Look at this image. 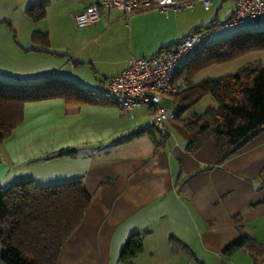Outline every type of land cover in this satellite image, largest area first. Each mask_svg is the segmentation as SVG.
<instances>
[{
  "label": "crops",
  "instance_id": "0c3cea01",
  "mask_svg": "<svg viewBox=\"0 0 264 264\" xmlns=\"http://www.w3.org/2000/svg\"><path fill=\"white\" fill-rule=\"evenodd\" d=\"M37 1L0 0V79L37 81L54 75L98 91L122 71L131 54L144 55L132 51L133 33L139 31V36L144 29L154 33L159 30L157 20L164 16L169 24L171 14H181L174 28L155 37L163 45L146 48L151 55L219 20V13L226 18L233 0H211L208 9L197 3L204 10L214 6L208 23L195 13L196 7L169 11L168 17L157 10L137 13L133 23H129L133 16L106 10L97 25L86 26L88 37L84 33L72 41L66 25L79 31L73 13L96 0H43L45 16L33 21L25 10ZM246 23L242 30L264 29V7L257 21L241 24ZM33 30L47 32L49 52L31 49ZM115 42L128 44L129 55H111ZM252 53L235 59L236 65L255 60L264 64V50ZM210 67L190 78L191 83L205 80L199 75ZM181 76L187 84L186 74ZM177 122L165 119L167 135L161 142L144 104L122 113L106 101L74 104L58 97L27 101L22 122L0 140V192L24 181L47 186L81 180L91 200L56 264H124L119 256L127 238L146 230L142 251L126 264H264V254L256 262L247 250L222 253L241 234L264 246V131L216 164L213 139L188 152L189 134ZM71 148L75 150L58 154ZM170 238L180 246L173 248Z\"/></svg>",
  "mask_w": 264,
  "mask_h": 264
},
{
  "label": "trees",
  "instance_id": "16d2710c",
  "mask_svg": "<svg viewBox=\"0 0 264 264\" xmlns=\"http://www.w3.org/2000/svg\"><path fill=\"white\" fill-rule=\"evenodd\" d=\"M45 7V2L40 0L28 6L25 13L37 21L45 16ZM215 21L217 19L211 23ZM31 43L32 50L49 52L46 31L33 30ZM260 50H264V29L242 30L215 39L183 70L181 75L186 74L187 86L171 98L179 105L175 119L189 134L185 146L188 152L195 151L210 137L215 146L216 164H220L249 138L264 131V64L260 60L247 62L232 74L196 84L190 79L208 66ZM205 94H210L217 106L197 113L193 107ZM57 97L74 104L105 101L76 82L54 75L26 82L0 79V140L7 138L22 122L25 102ZM74 150L63 149L58 154ZM90 200L78 179L47 186L24 181L1 191L0 261L4 264H56L60 250L81 223ZM234 220L239 223L237 216ZM146 234L147 230L127 238L120 261L126 264L142 251ZM170 243L173 248L181 244L175 238H170ZM238 250H247L256 262L264 254V246L248 234H241L225 246L222 253L230 256Z\"/></svg>",
  "mask_w": 264,
  "mask_h": 264
},
{
  "label": "built area",
  "instance_id": "2783aa9c",
  "mask_svg": "<svg viewBox=\"0 0 264 264\" xmlns=\"http://www.w3.org/2000/svg\"><path fill=\"white\" fill-rule=\"evenodd\" d=\"M197 3L208 9L211 0H96L86 2L80 10L75 11L73 20L79 28L97 25L106 10L118 11L126 18L157 10L168 17L169 11H191ZM263 7L264 0H233L224 20L190 31L176 43L149 56L131 54L122 71L93 92L116 105L122 113H127L134 106L146 105L149 108L150 127L158 131L163 142L167 135L165 119L168 117L164 99L186 88L187 84L181 76L183 70L216 39L219 31L244 22L257 21Z\"/></svg>",
  "mask_w": 264,
  "mask_h": 264
},
{
  "label": "rangeland",
  "instance_id": "374dc122",
  "mask_svg": "<svg viewBox=\"0 0 264 264\" xmlns=\"http://www.w3.org/2000/svg\"><path fill=\"white\" fill-rule=\"evenodd\" d=\"M213 10H214V6H211L210 10H204L203 8L197 6L195 9V13H201V15L203 16L204 22L208 23L209 18L213 14ZM110 13H111V15L115 14L114 11H111ZM188 13H190V12H186L184 15H186ZM180 15L181 14H174V15L171 14L169 21H168L169 24H167V22H166L167 20L164 18V16H163V21L161 19L157 20V25L159 26V30L154 32V33L151 32V29H149V32L147 29H144L139 36H138L139 31H137L136 34L133 33V35L131 36L132 51L134 53L144 54L145 56H149L150 51H146V48H157V47L163 45V44L159 45L160 43H157L158 39L155 37L157 36V34H160L161 31H170L171 28H174L175 27V20L177 19V17H180ZM219 17H220L219 18L220 21L225 19L223 13H219ZM135 18L136 17H134V15H133V17L130 19L129 23H133ZM121 21L126 22L125 20H121ZM245 27H248L247 23L246 24H237V25H234L231 27H226L216 34V39L231 36L232 34L241 31ZM77 28L79 29V31L75 30V27L73 26V24L66 25L67 39H69L71 41L76 40L77 38L83 37L84 33H85V37H88L90 35L89 33L84 32L87 29V27H81V28L77 27ZM132 31L134 32V29H132ZM153 38H155V39H153ZM137 43H140L139 48L136 46ZM149 43H150V46H148ZM111 50H112L111 55L113 54L115 57H123L125 54L129 55V53H130L128 50V44L122 45V44H119L118 42H115V45L113 44V47H111ZM254 53H256V51ZM254 53H252V54H254ZM238 61L239 60H235V61L232 60V62H225V63H221V64L211 65L212 67L204 70L199 75V77L201 76L202 78L207 79V78H215V77H220V76L232 74L239 68V65L238 66L236 65V64H238ZM18 81L26 82V81H30V80L19 79ZM165 103H166V106L168 107V116L171 119H173V121L177 122V120H175V116L179 110V105L177 103L170 101L169 99H165ZM207 107H216V101L214 100V98L210 94H206V95L202 96L198 100V102L195 104V106L193 107V110L197 113H200ZM0 264H4V263L2 261H0Z\"/></svg>",
  "mask_w": 264,
  "mask_h": 264
}]
</instances>
